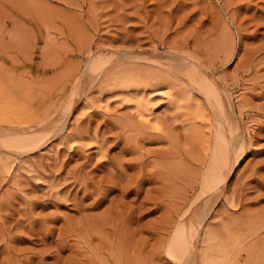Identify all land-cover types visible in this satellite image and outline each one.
<instances>
[{
    "label": "rangeland",
    "instance_id": "rangeland-1",
    "mask_svg": "<svg viewBox=\"0 0 264 264\" xmlns=\"http://www.w3.org/2000/svg\"><path fill=\"white\" fill-rule=\"evenodd\" d=\"M168 51L225 82L252 140L229 185L245 184L244 208L264 214V0H0V127L42 128L55 104L103 64L125 59L138 70ZM104 96V108L87 116L82 90L68 126L98 129L105 160L97 148L73 151L55 138L14 153V167L0 171V264H185L169 248L179 242L171 229L183 208L185 151L165 159L168 143L142 134L161 125L131 119L132 107ZM167 112L166 103L155 109ZM22 158L30 170L17 169ZM136 175L139 194L129 185Z\"/></svg>",
    "mask_w": 264,
    "mask_h": 264
},
{
    "label": "bare ground",
    "instance_id": "bare-ground-1",
    "mask_svg": "<svg viewBox=\"0 0 264 264\" xmlns=\"http://www.w3.org/2000/svg\"><path fill=\"white\" fill-rule=\"evenodd\" d=\"M178 51H172L174 57H177ZM167 56H171L169 51L164 54L152 53L145 58L147 60L138 70L127 67V64H124L125 59L103 64L104 68L99 73L101 75L96 74L95 77L90 76L82 80V85L80 80L78 85L75 83L77 87L73 88L71 97L55 104L49 121L44 127H38L40 129L36 127L37 130L19 133L1 125L0 171H10L14 167L18 161L14 153L25 155L32 149H40L55 138L61 140L60 146L70 144L73 151L76 150L74 148L84 151L97 148L96 155L100 160H105L106 139L100 135L99 130L96 129L90 134V124V127L86 125L90 130L83 126L78 127L74 133L75 129L69 131L68 120L82 90L85 94L83 101L89 108L87 116L92 108H104V94H110L112 99L122 105L132 107L134 112L131 119L134 120L138 116L141 123L155 120L161 125L157 132H152L153 135L149 131L142 134L151 142L168 143V148L160 151L165 159L179 155L181 150L185 151L187 182L184 191L180 193L182 205L179 203L183 208H180L179 212L175 211L178 212V217L173 224L174 231L171 229L173 234H177L175 236L179 242L171 244L170 250H176L174 253L178 254L185 264H264V214H256V211L255 214H249L252 209L244 208L246 204L242 201L247 198H243L245 184H234V188V185H229L236 165L251 147L250 131L243 122L230 92L223 85L224 81L220 82L190 57L178 64L177 60ZM142 59L144 60L143 57ZM131 61L133 60L130 58L128 63H132ZM102 75L107 77L98 84L95 83ZM161 96L167 97L166 100H162ZM157 99L159 100L155 102ZM47 100L44 102L38 99L37 104L42 106ZM163 103L167 104L171 114L167 112L160 116L155 113V109ZM106 108L109 111L108 104ZM91 118L93 119L90 116ZM19 161L21 164L16 167L18 170H30L28 166H23L26 160L22 158ZM120 166L123 167L124 164ZM36 175L39 177V183L46 184L37 170ZM134 178L129 185L137 184L139 188H136V192L139 194L144 181L139 175ZM148 194L151 196V191ZM171 222L169 224H172Z\"/></svg>",
    "mask_w": 264,
    "mask_h": 264
}]
</instances>
